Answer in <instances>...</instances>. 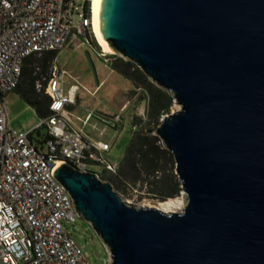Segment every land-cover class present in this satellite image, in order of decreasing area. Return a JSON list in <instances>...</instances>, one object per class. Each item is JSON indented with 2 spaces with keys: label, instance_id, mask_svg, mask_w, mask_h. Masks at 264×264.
<instances>
[{
  "label": "water",
  "instance_id": "95a60500",
  "mask_svg": "<svg viewBox=\"0 0 264 264\" xmlns=\"http://www.w3.org/2000/svg\"><path fill=\"white\" fill-rule=\"evenodd\" d=\"M98 27L180 105L156 135L185 192L182 212L136 207L60 164L110 264H264V0H100Z\"/></svg>",
  "mask_w": 264,
  "mask_h": 264
},
{
  "label": "built area",
  "instance_id": "2783aa9c",
  "mask_svg": "<svg viewBox=\"0 0 264 264\" xmlns=\"http://www.w3.org/2000/svg\"><path fill=\"white\" fill-rule=\"evenodd\" d=\"M93 2L0 0V264H91L68 228L80 217L73 198L53 173L59 162H69L83 172L99 165L93 172L101 179L105 172L117 174L120 163L105 157L111 144L73 123L69 106L79 88L73 84L65 92L67 72L55 60L44 85L37 84L50 96V115L14 129L5 98L18 87L29 56L59 51L74 37L91 43ZM94 114L89 110L83 124ZM120 120V114L112 118Z\"/></svg>",
  "mask_w": 264,
  "mask_h": 264
},
{
  "label": "rangeland",
  "instance_id": "374dc122",
  "mask_svg": "<svg viewBox=\"0 0 264 264\" xmlns=\"http://www.w3.org/2000/svg\"><path fill=\"white\" fill-rule=\"evenodd\" d=\"M80 42L83 44H78ZM90 44L80 37H74L70 44L58 51L55 61L62 70L67 72L64 76L65 92L73 84L78 85L79 88L77 92L80 99H76V104L70 107L73 123L79 125L92 138L109 142L111 148L105 157L111 162L120 163L131 141L132 133L138 128L139 119L137 118L147 119V93L143 89L133 91L134 85L131 79L113 68L112 63L116 62L118 56L122 57L119 53L113 52L99 56L97 51L100 53L103 48L94 33ZM35 58H40V55ZM47 74L37 79L36 88L38 82L44 85L43 78ZM5 99L10 111L11 126L14 129L26 130L40 121L34 108L17 90L7 94ZM123 105L125 107L122 109ZM179 108L180 105L174 101L170 112L163 114L160 121ZM89 110L95 114L89 123L83 125L79 117L84 118ZM116 114L121 115L118 123L112 121ZM135 121L137 124L134 129ZM156 127L152 126L154 134H156ZM159 144L165 147L161 139ZM100 168L99 165L90 166L93 171H98ZM172 168L175 179L179 181L174 164ZM113 187L126 202L136 207H152L151 205L156 204L157 201H164L151 193L149 186H145L142 182L125 181L119 185L114 183ZM182 192L181 189L177 197H182ZM68 228L83 246L91 264H110L109 249L88 220L79 217L74 224L68 225Z\"/></svg>",
  "mask_w": 264,
  "mask_h": 264
},
{
  "label": "trees",
  "instance_id": "16d2710c",
  "mask_svg": "<svg viewBox=\"0 0 264 264\" xmlns=\"http://www.w3.org/2000/svg\"><path fill=\"white\" fill-rule=\"evenodd\" d=\"M57 54L58 51H47L41 55L33 54L26 58L21 81L16 88L39 117H46L51 114L49 109L50 96L44 91L39 92L36 88V82L41 75L48 73ZM37 55H40V58H35ZM112 66L131 79L134 85L133 91L137 89L146 91L148 97L147 119L137 118L139 119L138 128L132 133L131 141L120 162L118 173L105 172L103 179L113 186L114 183L119 185L125 181L142 182L145 186H149L151 193L162 200L177 196L182 188L180 187V180L177 181L172 172V165H175V160L172 153L159 144L160 138L152 130V126L158 127L160 124V117L170 112L174 97L171 92L155 84L131 60L118 56ZM133 123L134 125L137 124L136 121Z\"/></svg>",
  "mask_w": 264,
  "mask_h": 264
},
{
  "label": "bare ground",
  "instance_id": "6f19581e",
  "mask_svg": "<svg viewBox=\"0 0 264 264\" xmlns=\"http://www.w3.org/2000/svg\"><path fill=\"white\" fill-rule=\"evenodd\" d=\"M99 2L100 0H94L93 2V32L95 34V37L100 44V46L103 48V51L106 53H113L114 51H111L107 45V42L103 41L99 32L98 27V10H99ZM59 164H62L59 162ZM185 192H182V195H184ZM152 207H156L164 212H182V209L184 208V199L182 197H171L164 201H157L156 204H152Z\"/></svg>",
  "mask_w": 264,
  "mask_h": 264
},
{
  "label": "crops",
  "instance_id": "0c3cea01",
  "mask_svg": "<svg viewBox=\"0 0 264 264\" xmlns=\"http://www.w3.org/2000/svg\"><path fill=\"white\" fill-rule=\"evenodd\" d=\"M69 44H70V43H69ZM90 45H91V44H90ZM97 54H98L99 56H101L100 53H99L98 51H97ZM98 86H99V85H98ZM97 88H98V87H97ZM67 91H68V90H67ZM74 91H75V88L72 89V94H74ZM9 93H10V92H9ZM9 93H8V94H9ZM6 96H7V95H6ZM76 99H80V95L78 94L77 91H76ZM74 105H75V104H74ZM71 106H73V105H71ZM71 106H69V111H70V112H71V110H72V109H70ZM124 107H125V105L122 106V109H123ZM87 113H88V112H87ZM71 114H72V112H71ZM86 115H87V114H86ZM85 117H86V116H85ZM85 117H84V118H85ZM79 118L81 119V121L84 119V118H81V117H79ZM82 123H83V121H82ZM75 125H76L77 127H79V125H77V124H75ZM83 125H84V124H83ZM28 128H30V127H28Z\"/></svg>",
  "mask_w": 264,
  "mask_h": 264
}]
</instances>
